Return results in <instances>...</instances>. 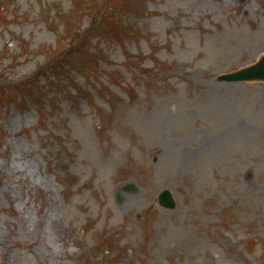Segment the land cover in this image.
<instances>
[{"label":"rangeland","instance_id":"1","mask_svg":"<svg viewBox=\"0 0 264 264\" xmlns=\"http://www.w3.org/2000/svg\"><path fill=\"white\" fill-rule=\"evenodd\" d=\"M122 1L0 0V264H264V0Z\"/></svg>","mask_w":264,"mask_h":264},{"label":"water","instance_id":"2","mask_svg":"<svg viewBox=\"0 0 264 264\" xmlns=\"http://www.w3.org/2000/svg\"><path fill=\"white\" fill-rule=\"evenodd\" d=\"M219 79L224 81L264 79V58L255 65L248 66V68L238 69L235 72L226 73V75L220 76ZM125 188H129V186H125ZM116 194L117 199H120V191H117ZM158 198L161 205L165 208L167 207L172 209L175 207V199L172 197L169 189H165L163 192H161Z\"/></svg>","mask_w":264,"mask_h":264},{"label":"trees","instance_id":"3","mask_svg":"<svg viewBox=\"0 0 264 264\" xmlns=\"http://www.w3.org/2000/svg\"><path fill=\"white\" fill-rule=\"evenodd\" d=\"M125 1V0H124ZM105 18V20H104V27H103V29L101 30V32L102 33H107V32H109V35L110 36H112L111 35V31H115L114 29H117V27H118V23H116V21H114V19H113V17H109L108 19H107V16L106 17H104ZM118 30L119 29H117V34H118ZM79 48V47H78ZM86 52H89V51H87V50H85ZM63 63H66L65 61H60V63H56V64H54V68H59V69H61L62 68V65H63ZM75 64H76V62H74L73 60L71 61V64L70 65H73L74 67H75ZM79 69V68H78ZM32 86H34V85H32ZM32 86H30L29 87V92H28V94H30V96L32 97V100L35 102V103H38V101L40 100V95H39V90L41 89V88H39V89H36V88H33Z\"/></svg>","mask_w":264,"mask_h":264},{"label":"bare ground","instance_id":"4","mask_svg":"<svg viewBox=\"0 0 264 264\" xmlns=\"http://www.w3.org/2000/svg\"><path fill=\"white\" fill-rule=\"evenodd\" d=\"M92 144H94V142H92ZM92 144H87L88 145V156L92 157L91 161H94L95 164L99 163V159L97 157H95V153H94V146ZM122 156V154H121ZM113 165V161L109 160L106 161L102 166L105 170H108L109 168H112L111 166ZM104 171V170H103ZM104 177H106V174H103ZM49 197V195H48ZM1 245H3L5 247V249L9 252L10 249L6 247V245L4 244L3 240L1 241Z\"/></svg>","mask_w":264,"mask_h":264}]
</instances>
